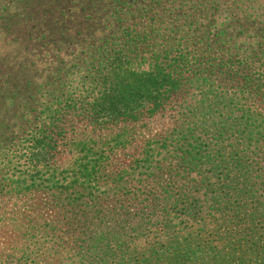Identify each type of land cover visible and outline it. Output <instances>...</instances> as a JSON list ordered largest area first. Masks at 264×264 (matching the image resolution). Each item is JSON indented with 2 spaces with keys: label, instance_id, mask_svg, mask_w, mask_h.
Segmentation results:
<instances>
[{
  "label": "trees",
  "instance_id": "obj_1",
  "mask_svg": "<svg viewBox=\"0 0 264 264\" xmlns=\"http://www.w3.org/2000/svg\"><path fill=\"white\" fill-rule=\"evenodd\" d=\"M0 40L9 264H264V0H0Z\"/></svg>",
  "mask_w": 264,
  "mask_h": 264
},
{
  "label": "rangeland",
  "instance_id": "obj_2",
  "mask_svg": "<svg viewBox=\"0 0 264 264\" xmlns=\"http://www.w3.org/2000/svg\"><path fill=\"white\" fill-rule=\"evenodd\" d=\"M8 45L0 40V51L4 52L8 49ZM12 208V203L9 201L0 203V209L10 210ZM180 211V209L177 210V212ZM200 217V216H199ZM197 218L198 220H192L188 219L186 216H181L178 219H175L179 225L177 228H179L180 232H192L194 234L199 233V229H201L200 226V218ZM207 220L210 219L209 216H206ZM206 223V222H203ZM202 223V224H203ZM23 232L22 228H15L13 227V224L9 223L8 221L0 222V264H9V259H6V256L10 252H15L20 248L21 244V233ZM214 233V231L211 229L210 221H207V225H204V227L201 230L202 237H204L207 240L214 239V236L211 235V233ZM163 231L158 226L150 225L149 230L141 235L138 240L137 246H143L144 244H147L148 242H152L153 238L155 237H162ZM18 252V251H16ZM9 257V256H8Z\"/></svg>",
  "mask_w": 264,
  "mask_h": 264
}]
</instances>
